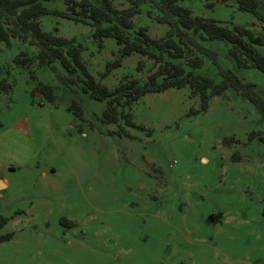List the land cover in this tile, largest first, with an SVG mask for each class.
Here are the masks:
<instances>
[{
    "label": "rangeland",
    "instance_id": "rangeland-1",
    "mask_svg": "<svg viewBox=\"0 0 264 264\" xmlns=\"http://www.w3.org/2000/svg\"><path fill=\"white\" fill-rule=\"evenodd\" d=\"M181 4L193 15L264 33V24L234 0ZM47 5L64 7L61 0ZM148 9L134 16L135 25L164 35L168 25ZM40 21L80 43L88 70L108 88L143 80L157 67L133 53L106 72L118 56L113 38L99 45L88 24L58 15ZM206 46L264 95L263 73L236 69L222 41ZM33 49L15 38L0 42V178L8 181L0 189L7 220L0 232L13 233L0 243V264H264V120L252 103L227 90L206 111L192 113L198 97L188 87L169 88L130 105L129 136L110 134L117 125L98 119L104 102L80 86L59 85L46 66L32 65L30 73L14 62ZM200 72L219 79L207 58ZM38 82L58 86L54 104ZM71 98L80 100L87 121L66 109Z\"/></svg>",
    "mask_w": 264,
    "mask_h": 264
},
{
    "label": "trees",
    "instance_id": "trees-1",
    "mask_svg": "<svg viewBox=\"0 0 264 264\" xmlns=\"http://www.w3.org/2000/svg\"><path fill=\"white\" fill-rule=\"evenodd\" d=\"M51 1L56 0H0V42L9 45L15 38L32 46L31 54L21 51L14 57L17 65L30 73H33L32 65L46 66L55 73L59 85L71 90L80 86L89 98L104 102L98 119L103 124L117 125L110 134L129 136L125 126H135L130 105L147 93L169 88L188 87L190 95L198 97L199 107L192 109V113L206 111L212 98L232 90L252 103L264 120V95L256 84L245 81L234 69L222 67L217 50L206 46L208 41H222L228 46V56L236 69L254 68L264 75V53L259 50L264 45V33L254 32L247 26L228 27L214 19L193 15L181 4L184 0H128L129 5L125 7H117L114 0H61L62 8L49 7L47 3ZM234 1L240 10L252 13L264 24L262 0ZM144 5L151 8L146 11L147 15L168 25L164 35L152 37L145 26L135 25L134 16L142 12ZM153 10L155 15H152ZM45 15L88 24L99 45L105 38H113L118 56L107 63L106 72L133 53L151 59L157 67L143 80L129 78L108 88L88 70L80 43L56 34V28L43 29L40 18ZM205 58L216 66L218 80L200 72ZM37 88L46 102H56L58 86L38 82ZM66 109L79 121H87L80 100L71 98ZM88 125L95 126L92 121H88ZM6 221L0 216V230ZM12 237V232H0V243Z\"/></svg>",
    "mask_w": 264,
    "mask_h": 264
},
{
    "label": "crops",
    "instance_id": "crops-1",
    "mask_svg": "<svg viewBox=\"0 0 264 264\" xmlns=\"http://www.w3.org/2000/svg\"><path fill=\"white\" fill-rule=\"evenodd\" d=\"M0 180L4 183V185H5L4 187H7V186H8V181H7V179H5V178H4V179H1V178H0ZM4 187H3V188H4ZM1 189H2V188H1Z\"/></svg>",
    "mask_w": 264,
    "mask_h": 264
},
{
    "label": "water",
    "instance_id": "water-1",
    "mask_svg": "<svg viewBox=\"0 0 264 264\" xmlns=\"http://www.w3.org/2000/svg\"><path fill=\"white\" fill-rule=\"evenodd\" d=\"M5 185L4 183L0 180V189L3 188Z\"/></svg>",
    "mask_w": 264,
    "mask_h": 264
}]
</instances>
